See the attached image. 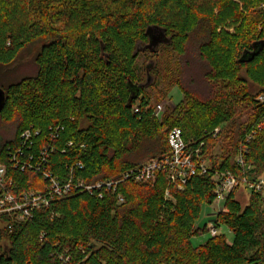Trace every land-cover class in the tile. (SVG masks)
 <instances>
[{
	"label": "trees",
	"instance_id": "obj_1",
	"mask_svg": "<svg viewBox=\"0 0 264 264\" xmlns=\"http://www.w3.org/2000/svg\"><path fill=\"white\" fill-rule=\"evenodd\" d=\"M241 1L243 12L234 0H0V76L7 77L0 78V165L12 194L47 191L45 172L63 184L117 181L167 156L173 128L211 162L184 191L172 189L174 200L165 198L169 184L160 173L151 184L104 189L102 199L74 192L23 221L1 215L0 241L9 246L0 264H264L262 193L251 192L245 205L238 190L226 199L214 223L227 227L232 241L218 234L192 243L207 231L197 222L216 200L215 174L242 176L236 158L243 155L264 176V103L257 100L264 95V11L250 10L264 0ZM241 21L235 34L225 30ZM35 45L33 73L16 79L10 69ZM192 45L205 88L180 76L183 100L160 121L146 93L157 85L159 52L175 51L182 74ZM145 53L155 57L145 66L146 82L136 64ZM223 81L238 88L218 91ZM244 103L254 111L245 123L238 118ZM26 131L40 134L23 147ZM225 134L229 149L218 157L214 149ZM38 163L44 171L31 168Z\"/></svg>",
	"mask_w": 264,
	"mask_h": 264
},
{
	"label": "built area",
	"instance_id": "obj_2",
	"mask_svg": "<svg viewBox=\"0 0 264 264\" xmlns=\"http://www.w3.org/2000/svg\"><path fill=\"white\" fill-rule=\"evenodd\" d=\"M257 100L264 103V95H261ZM166 111L167 106L165 103L158 104L152 108L154 117L160 121L163 119ZM134 112L139 113L140 107L135 106ZM220 132V129L215 130L216 135ZM39 134V131L35 133L26 131L25 134L22 135L23 147L27 143L32 142ZM168 143L170 152L167 156L160 159H153L141 167L124 172L117 181L112 180L88 184L83 179H69V181L63 184L59 179L52 176V174L45 172V178L50 181V188L47 191H30L20 196H15L6 188V167L0 165V187L4 191L0 198V216L4 214H13L17 215L18 220L23 221L27 218H31L34 211L49 208L55 199L66 198L74 192L97 193V196L102 199L104 189L115 193L118 185L125 181L136 184H151L157 180L160 173L166 174L169 184L165 191V198L174 200L172 189L176 190V192L184 191L192 177L196 175H207L211 167L209 168L206 165L201 150H194L191 145L185 141L181 129L173 128L169 131ZM22 148L18 152H20ZM43 156L45 157L46 154L44 153ZM13 160H16V155L13 157ZM42 162L44 163L45 160L43 159ZM43 163H38L36 167L31 166V168L44 171ZM236 164L243 171L242 176L234 175L229 171L215 174L216 200L213 203L214 205L216 203L217 206H220L221 202L226 201L234 190H238L239 193L243 190V193L248 191L249 193L257 192L264 195V176H257L253 168L246 164L243 155H239L236 158ZM79 166L83 169L81 164H79ZM15 167L25 169L26 166L18 163L15 164ZM119 200L121 203L124 202L122 196H119ZM222 211L223 208L219 210V213ZM218 230L215 224L209 229V233L214 237L219 234Z\"/></svg>",
	"mask_w": 264,
	"mask_h": 264
},
{
	"label": "rangeland",
	"instance_id": "obj_3",
	"mask_svg": "<svg viewBox=\"0 0 264 264\" xmlns=\"http://www.w3.org/2000/svg\"><path fill=\"white\" fill-rule=\"evenodd\" d=\"M209 1L207 4L212 2V0ZM235 3L238 5L236 10H240V12L244 11L243 9V3L241 0H234ZM248 1V0H246ZM251 1V0H249ZM211 4V3H210ZM250 10L254 14H259L264 11V3H259L252 7ZM245 13V12H244ZM230 24V23H229ZM242 21L237 24V26L229 25L228 28H225V30L229 34H235L237 28L241 27ZM39 45L32 46L30 49H28L26 52H24L20 58V60L14 65L10 71H15L17 73L16 79L23 78L26 75L33 73V60L34 56L37 54L39 50ZM189 61H191L189 69H185L184 72L181 74V68L183 67V64L181 65V60L178 56V54L173 51L171 48H161L158 56V64H157V77H155V84H157L155 87L151 86L147 89L146 93L147 96L151 100L152 106H156L161 103H165L167 106V112L169 110H173L176 105H178L182 100V92L177 87L178 80L180 79V76L184 75V82H189L191 79H194L196 81L195 85H197L200 89L205 88V82L203 79V69L200 64H197L196 61V55H195V45H192L189 48ZM191 58V59H190ZM155 57L151 55L150 53H145L139 56L136 64L138 66V74L141 79H145L144 82H146V73H145V66L150 60H154ZM184 69V68H183ZM17 71V72H16ZM2 77V78H1ZM1 80L5 82L7 80V77L5 75L0 76ZM153 80V79H152ZM10 82V81H9ZM8 82V83H9ZM7 84V83H6ZM238 88L236 84H232L228 81H223L221 83L217 84V90L219 91L220 88H226L228 92L233 91L235 88ZM240 88V87H239ZM166 112V113H167ZM253 109L248 103H244L241 106L240 113L238 115V118L241 120V122L245 123L248 122L250 117L253 114ZM230 130V128H228ZM227 134H225L222 139L217 143L214 154L218 157H222L224 153L229 149V139L226 137ZM206 165L210 168L211 162L208 160H205ZM245 190V189H244ZM238 191V200L242 204H246V201L249 199V192L245 191ZM225 205V201H222L220 206H217L213 204L212 206H204L202 209V213L200 216L199 221L197 222V227L200 229H203L205 225L207 226L206 232H199V234L192 239V243L195 247H199L206 243V241L211 237V234L209 233V229L215 225V219L217 214H219V210H221ZM3 225L0 223V228H2ZM219 234H224L228 238L229 241H232L234 236L233 233L227 228V227H221L219 230ZM9 246L8 241L2 239L0 241V255L4 254V251Z\"/></svg>",
	"mask_w": 264,
	"mask_h": 264
},
{
	"label": "water",
	"instance_id": "obj_4",
	"mask_svg": "<svg viewBox=\"0 0 264 264\" xmlns=\"http://www.w3.org/2000/svg\"><path fill=\"white\" fill-rule=\"evenodd\" d=\"M5 102H6V94L5 91L0 86V112L4 108Z\"/></svg>",
	"mask_w": 264,
	"mask_h": 264
}]
</instances>
